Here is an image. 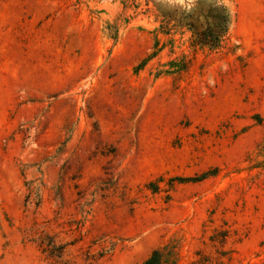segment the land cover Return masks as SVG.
I'll return each instance as SVG.
<instances>
[{
    "label": "rangeland",
    "instance_id": "1",
    "mask_svg": "<svg viewBox=\"0 0 264 264\" xmlns=\"http://www.w3.org/2000/svg\"><path fill=\"white\" fill-rule=\"evenodd\" d=\"M198 1L0 0V264H264V0Z\"/></svg>",
    "mask_w": 264,
    "mask_h": 264
},
{
    "label": "trees",
    "instance_id": "2",
    "mask_svg": "<svg viewBox=\"0 0 264 264\" xmlns=\"http://www.w3.org/2000/svg\"><path fill=\"white\" fill-rule=\"evenodd\" d=\"M156 7L161 19L162 31L169 33L173 29H186L191 35L193 46L209 51H218L223 48L231 20L227 7L220 1L210 0L209 3L198 1L188 10L177 6L165 10L158 5ZM155 55L149 57L148 60ZM174 67H176L175 72L186 69V66L174 65ZM142 264H169V262L164 249H155Z\"/></svg>",
    "mask_w": 264,
    "mask_h": 264
}]
</instances>
